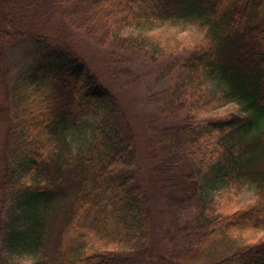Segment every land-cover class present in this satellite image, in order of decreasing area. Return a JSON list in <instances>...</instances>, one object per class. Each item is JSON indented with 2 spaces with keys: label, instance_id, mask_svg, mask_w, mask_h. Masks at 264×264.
<instances>
[{
  "label": "trees",
  "instance_id": "obj_1",
  "mask_svg": "<svg viewBox=\"0 0 264 264\" xmlns=\"http://www.w3.org/2000/svg\"><path fill=\"white\" fill-rule=\"evenodd\" d=\"M165 25L200 37L143 34ZM215 78L226 88L209 91ZM144 81L151 111L138 123L129 90ZM228 102L238 107L208 114ZM0 120L3 252L34 254L29 264H264V0H0ZM206 167L237 188L229 201L206 198Z\"/></svg>",
  "mask_w": 264,
  "mask_h": 264
},
{
  "label": "rangeland",
  "instance_id": "obj_2",
  "mask_svg": "<svg viewBox=\"0 0 264 264\" xmlns=\"http://www.w3.org/2000/svg\"><path fill=\"white\" fill-rule=\"evenodd\" d=\"M143 34L146 36H165L169 37V39L178 38L179 40H182L185 44L193 43L195 42L198 37H200V33L194 26L183 28H176V27H170V26H160L150 31H143ZM81 38V37H80ZM81 40V39H80ZM90 41H87L85 43V50L86 54H88V58L92 59V61H96L99 66V68L102 70H105L102 67V64L99 60V55L101 53V50L99 47H95L92 45ZM186 47V45H185ZM99 60V61H98ZM106 71V70H105ZM107 72V71H106ZM147 81H144L143 83L133 85L132 88L129 91L131 93V96L134 99V105H127V109L130 111V115L132 119L138 123H144V118L140 117H147L149 111L147 112L148 108L145 107L143 104L144 98L143 94L144 91L147 90ZM225 84L222 80L219 78H215L210 82L209 85V91L211 92H218L222 89H225ZM207 89V88H206ZM130 95V94H129ZM143 102V104H142ZM238 105L235 102H228L224 105H221L219 107L214 108L212 111L208 112L210 115H217V114H227L236 109ZM145 112H144V110ZM205 115H207V111L205 112ZM142 126V125H141ZM254 128L250 127V125L246 124L241 128V130L238 132L239 136L249 135L253 132ZM5 131H6V123L3 120H0V148L1 145L5 139ZM82 133L78 132L77 136L81 137ZM77 140H80V138H76ZM207 147V145H206ZM207 167L205 168V175L201 177V183H202V191L206 198L210 200L211 202H227L229 201V195L233 194L235 189L233 187H228L226 184V181L223 180L220 177H216L210 174H207ZM256 187L254 185H247L243 188L241 198L243 201H249L255 196ZM155 196H154V205L156 209V216H155V223L154 227L151 233V246L153 253L157 256L164 254L168 248L169 245L167 243L166 238L164 237V234L162 232V226L163 221L165 220V214L163 213V198L162 193L159 190H155ZM0 250H2L0 248ZM0 255L6 257L10 262L16 263V264H29L34 260V254H31L29 252L19 251V252H11L6 253L0 251Z\"/></svg>",
  "mask_w": 264,
  "mask_h": 264
}]
</instances>
